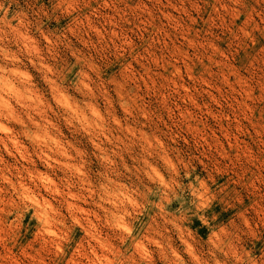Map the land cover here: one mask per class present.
I'll list each match as a JSON object with an SVG mask.
<instances>
[{"label": "rangeland", "instance_id": "374dc122", "mask_svg": "<svg viewBox=\"0 0 264 264\" xmlns=\"http://www.w3.org/2000/svg\"><path fill=\"white\" fill-rule=\"evenodd\" d=\"M0 5V264H264V0Z\"/></svg>", "mask_w": 264, "mask_h": 264}, {"label": "clouds", "instance_id": "9594fccd", "mask_svg": "<svg viewBox=\"0 0 264 264\" xmlns=\"http://www.w3.org/2000/svg\"><path fill=\"white\" fill-rule=\"evenodd\" d=\"M3 7V5H0V8H2Z\"/></svg>", "mask_w": 264, "mask_h": 264}, {"label": "bare ground", "instance_id": "6f19581e", "mask_svg": "<svg viewBox=\"0 0 264 264\" xmlns=\"http://www.w3.org/2000/svg\"><path fill=\"white\" fill-rule=\"evenodd\" d=\"M121 221V220H120Z\"/></svg>", "mask_w": 264, "mask_h": 264}]
</instances>
